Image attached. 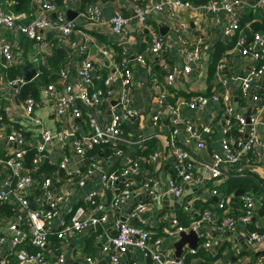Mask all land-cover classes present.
<instances>
[{"label": "crops", "instance_id": "crops-1", "mask_svg": "<svg viewBox=\"0 0 264 264\" xmlns=\"http://www.w3.org/2000/svg\"><path fill=\"white\" fill-rule=\"evenodd\" d=\"M159 1L161 0H94L91 4L87 2L83 6L81 0H55L57 9L56 13L51 14V18L63 14L68 19L67 11L71 10L74 19L70 21L75 24L74 32L61 44L58 41V32L46 30L45 45L42 49L25 34L15 29L0 27V39L5 37L14 46L12 66L9 69L0 67V112L6 121L2 130H22L27 147L41 155L36 148L37 144L42 142L43 127L54 132L68 133L65 141L56 138L46 143L43 154L46 153L45 158L49 160L44 158L32 172L33 186L30 191H26V196L33 207L44 208L41 184L46 177L53 180L54 193L64 197L59 205V215L50 227L53 233L59 229L63 220L70 219L79 206L84 208L86 216L102 213L108 216L104 224L88 228L66 240L53 238L56 244L45 247L48 264H58L60 254L65 255V264H88L87 256H92L96 264L103 260L111 264L110 255L102 249L104 236L115 235V227L120 220L130 224L137 223L131 216V209L141 202L149 205L146 214L149 223L145 228L157 237L165 238V244L160 247L164 257L176 258L174 242L180 237L174 240L166 237L168 230L180 225L179 215L186 216L189 223L193 217L205 210L213 211L220 219L237 216L242 212L245 194H252L256 198V211L251 223L238 222L227 229H218L206 223L199 228L202 232L198 230L200 238L195 253L185 245L181 258L184 264H251L253 260L264 259V239L254 244L247 241V234L254 230V226L260 229L256 232L261 233L263 230L261 234L264 236V133L260 132L262 125L259 127L260 143L256 145L255 151L243 154L238 162L225 164L222 174L213 178L208 173L213 153L223 151L222 145L226 137H230L232 141L235 137L226 134L225 114L219 101L211 100L201 111L192 110L187 104L196 95L210 96L226 91L231 96L236 115L243 117L250 113L251 117L256 108L264 102V74L251 82L246 93L241 90V81L235 79L258 69L262 63V60L253 54L243 55V46L238 41L245 38L247 46V42L251 43L256 32L264 30V6L258 3L259 0H241L237 6L241 26L232 36H228L224 34V28L233 20L231 14L225 10L214 13L205 7L218 0H189L195 5L194 8L165 7L161 12L151 15L147 22H143L136 15L138 6ZM11 3L12 1L9 2ZM92 4L99 7L102 18L100 23L84 16L86 8ZM1 8H7L8 11H5L13 13L10 11V5ZM119 13L129 18L123 34H115L111 29L110 20ZM35 16L36 9L33 5V11L24 18V22L31 21ZM163 26H168L166 35L160 33ZM155 37L165 40V47L158 54L149 51ZM199 37L204 39L202 59L199 63H190L192 70L187 73L184 71L187 63L184 50ZM236 37L238 41L235 42ZM60 46L65 49V54L56 69L50 63L56 48ZM82 46L85 47L83 51ZM139 53L146 56L145 64L136 61L135 57ZM122 58L131 64L134 86L130 97L138 115L120 128L118 138L111 144L104 142L80 156L74 150V140L93 131L92 116L102 125H106L111 120L114 108L111 101L116 98L108 103L82 108L83 115L78 118L74 117L71 111L58 115L55 96L65 92L66 83H78V69L85 59H90L95 66L93 87L96 88V85L102 83L104 85L106 78L115 75L118 78L113 87L117 90L123 83L119 72L122 61L119 59ZM3 61L0 54V63ZM43 68L49 72L50 80L39 76L40 73L42 75ZM30 70L35 72L32 79L27 80L25 77ZM62 70L67 72L65 80H62ZM173 70L174 82L167 85L166 77ZM52 75L57 81L52 79ZM16 77H24L27 82L33 81L39 87V96L21 97V90L16 93L7 84L10 79ZM154 77L160 82L156 83ZM224 78H228L226 86L221 83ZM51 83L55 84L57 92L47 95L45 89ZM162 94L166 96L164 102L160 100ZM255 95H258L260 100L256 101ZM29 96H33L37 101L33 117L42 121L40 126L28 117L24 108L25 99ZM170 104L179 105L180 120L188 119L193 122L198 131L209 129V132L202 131L204 146H199L197 139L190 138L189 133L182 129L180 124L178 134L172 139L175 126ZM156 115L159 116L158 123L154 122ZM262 121L264 122V115ZM2 125L0 124V127ZM244 138H247L246 133ZM181 146L190 152L188 162L193 164L194 177L185 184L183 195L177 197L170 192V182L181 180L179 160L174 152ZM14 147L12 143L8 146L2 143L0 152L5 153ZM61 157L69 158L68 169H63L57 164ZM134 161L139 163V170L132 173L128 179L113 183L103 180L102 173L120 172ZM45 164L48 165V170L42 168ZM94 164L98 167L90 173L89 170ZM44 167L47 169V166ZM236 178H244L246 182L242 186L233 187ZM252 182H256L262 190L251 186L249 183ZM127 183H130L128 188L132 192L131 200L120 206L115 205V198L121 195ZM215 188L218 190L217 194L213 192ZM241 190L243 192L239 193ZM222 200L226 202V207L220 209L218 203ZM3 206L4 209L0 213L5 215L4 227H7L8 220L13 217V203L8 202ZM21 227L25 229L27 225L22 224ZM2 232L7 234V239L0 242V264L1 260L10 264L9 259L15 255L11 242L12 233L6 228ZM206 240L211 242L208 249L203 245ZM119 257L122 264H157L136 248L120 253Z\"/></svg>", "mask_w": 264, "mask_h": 264}, {"label": "built area", "instance_id": "built-area-1", "mask_svg": "<svg viewBox=\"0 0 264 264\" xmlns=\"http://www.w3.org/2000/svg\"><path fill=\"white\" fill-rule=\"evenodd\" d=\"M241 0H218L212 1L205 7L211 12H219L225 10L229 12L233 20L224 28V34L232 36L236 30L240 28L239 25V13L237 6L240 5ZM260 5L264 6V0H259ZM36 9V16L29 22H24V18L28 17L25 13L13 14L3 10L0 7V27L9 29H15L28 36L31 40H34L36 44L42 49L45 45L46 30H54L58 32V41L63 43L66 38L71 36L74 32L75 24L66 19L63 14H57L55 18H51V14L56 13L57 6L55 0H34ZM194 4L189 0H161L153 4H147L138 6L136 9V15L143 21L147 22L151 15H155L165 7L171 9L181 8H194ZM84 16L92 20L93 22L100 23L102 21L100 10L97 4L88 6L84 12ZM111 29L115 34H123L126 31L129 23V18L121 13L114 15L111 20ZM239 44L243 46L242 54H253L262 60V63L258 69H253L243 77H235L241 81V90L246 93L251 82L259 75L264 74V30L255 33L254 39L245 46V38L239 39ZM204 39L199 37L184 50V57L187 63L184 66L185 72H191L192 66L190 63H199L202 59V47ZM165 47V40L162 37H155L152 45L149 47V51L153 54H158L163 51ZM82 51L85 47L82 46ZM0 54L3 57V62L0 63V67L9 68L14 62V46L13 44L2 37L0 39ZM138 63L145 64L146 56L143 53L137 54L135 57ZM129 61L123 59L119 65L120 77L122 85L115 90L113 84L117 81V76L111 75L105 79L103 88L93 87V70L94 64L90 59H85L82 65L78 69V83L77 84H65V92L55 96L56 111L58 115H63L66 112L71 111L74 117H82V108H90L97 104H104L111 101V99H118L117 104L114 105L111 120L102 125L99 120L92 116L91 124L93 131L89 134L80 136L74 140V150L80 156H84L88 149L94 148L102 143L111 144L119 136L120 128L127 122H131L138 115L137 108L133 105L130 97V91L134 86L133 73L128 67ZM223 66V65H222ZM167 69V65L164 64ZM152 68L149 67V71L152 72ZM62 80L67 78V72L61 71ZM153 80L159 83L157 77ZM27 80L24 77H16L10 79L7 84L10 88H13L16 93L19 92L22 85ZM174 82V70L169 72L166 77V84L170 85ZM222 85L226 86L228 78L222 79ZM160 86V85H159ZM47 95H54L56 91L55 84L51 83L45 89ZM165 95H161V101L164 102ZM254 99L260 100L258 95L254 96ZM211 100H217L222 104V109L225 114V126L226 134L231 126V118L235 117L239 122V129L241 132L246 133L247 126L250 125V131L247 138L241 140L235 139L232 141L230 137H226L223 145L222 152H214L212 155V161L209 164L210 176L213 178L219 177L223 170L222 167L225 164L232 162H238L243 154L248 152H254L256 145L260 143L259 127L262 125L264 128V122L262 116L264 115V102L256 108L255 113L250 117V123L248 124L244 117L236 115L234 106L231 101V96L224 91L222 94L214 93L208 95H196L188 101V107L192 110H203ZM37 101L33 96H29L25 99L24 108L28 117L32 118V121L37 125H41L42 121L38 117H33V113ZM179 105L170 104V108L173 111L174 130L172 139L179 132L178 125H185V130L189 133L190 138L197 139L199 146H204L202 139V131L209 132L208 128L198 131L193 122L186 120H180L178 116ZM2 107L0 101V109ZM159 116L154 117V122L158 123ZM6 123L4 115L0 112V144L5 143L8 146L10 143L15 147L12 150H7L5 153L0 152V205L8 202L13 203V217L8 220V226H5L3 213H0V242L7 239V234H4L2 230L6 228L11 235L12 246L14 247V253L18 260L23 263L30 261L31 264H48L47 254L43 248L49 243L48 239L53 232L50 230L51 224L59 215V205L63 202L64 197L54 193L53 180L50 177H46L41 184V190L43 194V201L45 203L44 208H36L32 206L26 196V191H30L33 186L32 172L38 168L40 162L46 157L45 151L46 143L58 139L65 141L68 138V133L65 131L54 132L49 128L43 127L41 130L42 142L37 144V151L42 153L33 157L31 161V167L27 166L26 155L28 152L27 140L22 130L12 128L7 132L3 131L4 124ZM183 123V124H182ZM13 127V126H12ZM177 147V146H176ZM7 148V147H5ZM175 156L179 160L178 169L180 171L181 180L170 182L171 194L181 197L184 193V186L186 183L193 179V164L190 162V152L184 147L176 148ZM121 154V151L118 150ZM153 157V156H152ZM48 159V158H45ZM49 160V159H48ZM189 161V162H188ZM69 158L63 157L60 163L61 168L68 169ZM98 166L95 164L89 170L90 173L94 172ZM139 170V163L134 161L129 167L122 169L120 172L102 173V178L105 182L113 183L120 179H128L132 173H136ZM73 172V171H71ZM84 183V181H82ZM127 185V188H126ZM121 195L115 198V205H123L127 201L131 200L132 192L130 190V183H127ZM147 187V185H146ZM214 194H217L218 190H213ZM218 207L223 209L226 207L225 201H220ZM100 208V207H99ZM148 203H137L132 207L131 216L137 222L130 224L127 221L120 220L116 224V234L104 236L102 242V249L108 253L111 257V264H122L119 257L120 253L126 252L128 249L136 248L143 252L144 256L152 258L157 264H184L182 258H166L163 256L160 247L165 244L164 237H157L148 228V219L146 214L148 212ZM256 211V198L252 194H245L242 200V212L237 216H227L220 219L216 217L215 213L210 210H205L196 217H193L187 226L178 225L177 227L167 231V237L170 240L177 239L180 232L191 230L198 231L199 228L209 223L214 225L218 229H227L234 226L238 222L251 223V218ZM1 212V211H0ZM15 218V220H14ZM108 219V216L104 213L101 215L86 216L83 207L79 206L70 219L63 220L57 231L54 232L56 237L60 240H66L71 236H75L84 230L96 227L100 224H104ZM22 224L27 225L25 229H22ZM9 236V235H8ZM30 237L31 243L35 247H39L40 250L31 252L27 248L16 249L21 245L27 237ZM264 239L263 234L251 231L247 234V241L249 244L260 243ZM203 245L208 249L211 247V242L206 240ZM196 249H192L191 252L195 253ZM66 257L64 254L58 255V264H65ZM86 261L88 264H96L92 256H87ZM2 264H6V260H1ZM251 264H264V259H256L251 261Z\"/></svg>", "mask_w": 264, "mask_h": 264}, {"label": "trees", "instance_id": "trees-1", "mask_svg": "<svg viewBox=\"0 0 264 264\" xmlns=\"http://www.w3.org/2000/svg\"><path fill=\"white\" fill-rule=\"evenodd\" d=\"M10 1H12L11 4H9ZM81 1H82V5L84 6L85 3H87V2H89V3L91 2L92 3V1H94V0H81ZM6 5H10V7H11L10 11H12L13 13H16V14L25 13V14L28 15L30 12L33 11L34 0H0V7L1 6L2 7H5ZM239 25L241 26L240 19H239ZM236 40H237V37L235 39V42H236ZM61 47L62 46H60L59 48H56L55 54L53 55L52 61L50 63L51 66L53 68H56V69L60 66L61 59H62L63 55L65 54V49H63ZM121 60H123V58L122 59H119V61H121ZM128 67L131 69V64L130 63H129V66ZM9 68H7V69H9ZM45 69L46 68H43L42 75L40 73L39 76H43V77H45V79L50 80V78H49V72L47 70H45ZM52 79L54 81H57V78L55 76H53V75H52ZM96 86H98L96 88H103L104 85L102 83L101 85H96ZM21 88H22V89H20L21 90V97L28 96V95H33L35 97H38L39 96V87L33 81L26 82L24 85L21 86ZM241 93H240V96H241ZM227 135L228 136H234L235 139H237V140H241L242 138H244V132H241V130L239 129V122H237V120H236L235 117H232L231 118V126L229 127V129L227 131ZM91 149H93V148H91ZM91 149H89V150H91ZM35 155H39V154L34 153V151L32 150V148H28V152H27V155H26V162H27V166L28 167H31V165H32L31 164V161H32V159H33V157ZM44 166H47V169ZM44 166L42 168L44 170H48V165L45 164ZM245 182H246V180L244 178L243 179L236 178L235 179V185L233 187H238L239 185L242 186L243 183H245ZM249 182H251V181H249ZM123 184L124 183L122 182L121 186H123ZM249 184L251 186H255L254 188H259L260 190H262V187L259 186L258 184H256V182H252V183H249ZM263 188H264V186H263ZM3 209H4V206L3 205H0V211L3 210ZM179 219H180V221L182 223V224L180 223L181 225L187 226L189 224V222L187 221L188 218L186 216L179 215ZM251 226H252V224H251ZM253 229L254 230H252V231H256V230L259 231L260 230V229L256 228L255 226H254ZM261 231L263 232V230H261ZM53 238L54 239H57V240H60V239H58L56 237V234L53 233V234L50 235V237L48 239L49 243L47 244V246L48 245L53 246V245L56 244ZM19 248H27L31 252L40 250L39 247H35V246L32 245L29 236L26 238V240L21 245H19L18 247H16V249H19ZM43 250L46 253L45 247L43 248ZM13 255L9 259L10 260L9 261L10 264H20L21 262L18 260L16 254L14 256Z\"/></svg>", "mask_w": 264, "mask_h": 264}, {"label": "water", "instance_id": "water-1", "mask_svg": "<svg viewBox=\"0 0 264 264\" xmlns=\"http://www.w3.org/2000/svg\"><path fill=\"white\" fill-rule=\"evenodd\" d=\"M67 16H68V19L69 20H73L74 19V17L71 16V10H68L67 11ZM167 29H168V26L167 27H164L163 26L160 29V33L162 35H166V33H167L166 30ZM169 30H170V27H169ZM247 43H250V42H247ZM34 72H35L34 70H30V72H28L29 74L27 73L25 78L27 80L32 79ZM111 102H112V104L115 105L118 102V100L117 99H113ZM243 117L245 118L246 122L249 124L250 123V113H247ZM181 128L182 129H185V125H182ZM263 130H264V128L262 127L261 130H260V132L264 133ZM249 131H250V125H248L247 126V129H246V137H248ZM62 160H63V157H61L57 161V164H60L62 162ZM208 171H209L208 173H210V170H208ZM242 192H243L242 190L239 191V193H242ZM202 231H203L202 229H199V232H202ZM199 232L196 231V230H191L189 232H186V231L180 232V234H179V237L180 238L176 242H174L175 255H176V258L177 259L181 258V255H182V252H183V249H184L185 245H188L192 249H195L197 247L198 240L200 238L199 237V234H198ZM67 259L70 260L69 258H67ZM23 263H25V264H31L30 261H26V262H23ZM100 264H108V262H106L105 260H103V261H101Z\"/></svg>", "mask_w": 264, "mask_h": 264}, {"label": "rangeland", "instance_id": "rangeland-1", "mask_svg": "<svg viewBox=\"0 0 264 264\" xmlns=\"http://www.w3.org/2000/svg\"><path fill=\"white\" fill-rule=\"evenodd\" d=\"M5 10H7V8H5ZM8 11V10H7Z\"/></svg>", "mask_w": 264, "mask_h": 264}]
</instances>
